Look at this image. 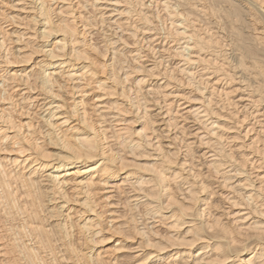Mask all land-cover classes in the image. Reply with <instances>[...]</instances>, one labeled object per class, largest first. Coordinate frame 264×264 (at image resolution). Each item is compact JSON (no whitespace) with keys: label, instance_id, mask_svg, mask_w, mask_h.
<instances>
[{"label":"bare ground","instance_id":"obj_1","mask_svg":"<svg viewBox=\"0 0 264 264\" xmlns=\"http://www.w3.org/2000/svg\"><path fill=\"white\" fill-rule=\"evenodd\" d=\"M0 264H264V0H0Z\"/></svg>","mask_w":264,"mask_h":264}]
</instances>
